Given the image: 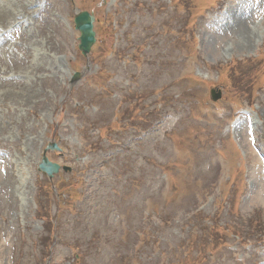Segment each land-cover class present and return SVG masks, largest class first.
<instances>
[{
  "label": "rangeland",
  "instance_id": "374dc122",
  "mask_svg": "<svg viewBox=\"0 0 264 264\" xmlns=\"http://www.w3.org/2000/svg\"><path fill=\"white\" fill-rule=\"evenodd\" d=\"M0 13V264H264V0Z\"/></svg>",
  "mask_w": 264,
  "mask_h": 264
},
{
  "label": "water",
  "instance_id": "95a60500",
  "mask_svg": "<svg viewBox=\"0 0 264 264\" xmlns=\"http://www.w3.org/2000/svg\"><path fill=\"white\" fill-rule=\"evenodd\" d=\"M73 22L75 29L78 30L80 34V43L78 48L81 51L82 55L86 56L95 42V32L93 31L94 16L85 11L79 12L75 14ZM78 78L79 74L75 73L70 81V84H73L78 80ZM210 96L213 101H216L220 98V92L218 90L211 89ZM47 148H49V146H47ZM53 148L55 149V146H53ZM45 150L38 168L40 171L46 173L49 178H51L53 173H56L58 171L59 166L47 160V158L45 157Z\"/></svg>",
  "mask_w": 264,
  "mask_h": 264
},
{
  "label": "bare ground",
  "instance_id": "6f19581e",
  "mask_svg": "<svg viewBox=\"0 0 264 264\" xmlns=\"http://www.w3.org/2000/svg\"><path fill=\"white\" fill-rule=\"evenodd\" d=\"M5 14H6V13H5ZM0 15H4V13H0ZM0 18H2V19H3V18H4V16H0Z\"/></svg>",
  "mask_w": 264,
  "mask_h": 264
}]
</instances>
